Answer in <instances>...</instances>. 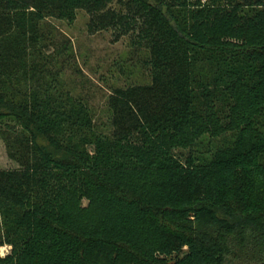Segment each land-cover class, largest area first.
<instances>
[{
  "label": "trees",
  "instance_id": "trees-1",
  "mask_svg": "<svg viewBox=\"0 0 264 264\" xmlns=\"http://www.w3.org/2000/svg\"><path fill=\"white\" fill-rule=\"evenodd\" d=\"M78 9L92 33L132 34L152 70L109 97L112 132L93 152L84 101L53 95L40 60L44 24ZM210 63L222 99L198 78ZM9 120L21 131L0 135L19 168L0 170L13 246L0 264H264V0H0Z\"/></svg>",
  "mask_w": 264,
  "mask_h": 264
},
{
  "label": "rangeland",
  "instance_id": "rangeland-1",
  "mask_svg": "<svg viewBox=\"0 0 264 264\" xmlns=\"http://www.w3.org/2000/svg\"><path fill=\"white\" fill-rule=\"evenodd\" d=\"M89 24V15L80 9L61 17L49 18L42 29L46 42L41 43L39 50L42 51L40 60L45 62L44 65L48 64L43 71L45 83L53 95L70 96L78 102L84 101L94 125L85 146L93 152L96 144L91 138L106 139L112 132L109 97L116 89L149 83L152 70L147 64L148 53L134 46L132 34L117 40V31L110 29L92 33ZM220 67L210 63L206 66V72L200 73L198 78H203L208 89H212L222 99L225 83L217 78V68L222 70ZM246 67H239L240 73H245ZM6 123L17 125V129L21 131V127L14 120L1 122L0 128L5 129ZM230 139L232 141L231 135L226 139L204 138L192 148V152L200 162L209 160L225 144L224 140ZM89 141L94 145L90 146ZM177 154L187 157L191 151H178ZM18 168V164L9 159L5 142L0 135V170ZM84 205L87 206L88 202L85 201ZM8 213L6 219L11 226L19 217L14 210L9 209ZM3 229L2 226L0 234L4 244L0 245V257L6 258L12 253L13 246L7 242ZM10 229L15 230L12 227Z\"/></svg>",
  "mask_w": 264,
  "mask_h": 264
}]
</instances>
